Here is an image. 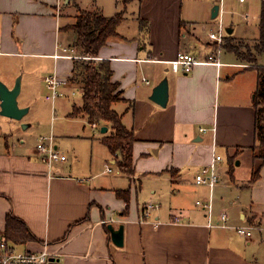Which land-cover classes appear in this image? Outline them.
Returning a JSON list of instances; mask_svg holds the SVG:
<instances>
[{"label": "crops", "instance_id": "crops-1", "mask_svg": "<svg viewBox=\"0 0 264 264\" xmlns=\"http://www.w3.org/2000/svg\"><path fill=\"white\" fill-rule=\"evenodd\" d=\"M260 1V14L253 20L254 3L231 0L242 8L243 19L230 22V34L260 37ZM217 3L219 12L213 17ZM79 8L123 14L118 34L97 58L109 61L112 81L121 90L113 108L136 137L134 173L120 170L103 141L113 131L110 125L101 136L79 134L91 144L89 164L80 162L77 150L72 161L49 165L26 138L21 145L4 138L0 234L8 214L21 218L36 238L15 243L17 248L46 247L53 257L49 264H264V162L254 148L258 71L229 48L222 46L218 53L210 37L215 29L206 33L212 20L223 16L224 22L220 0H63L59 6L56 0H0V55L43 60L49 69L44 75L71 80L76 58L54 54L63 45L73 46L78 55L70 27ZM179 52L201 62L190 72L175 71L168 61ZM17 75L3 80L13 87ZM164 77L169 82L166 106L151 98ZM34 84L28 78V88ZM64 90L70 96L73 87ZM20 105L30 104L26 98ZM55 141L63 151L56 136ZM214 149L223 157L222 178L211 189L197 183L195 175ZM210 199L215 222L227 212L228 227L209 224L208 210L197 200ZM150 202L158 208L142 217ZM109 224L124 225L122 246L113 241ZM238 225L249 226L252 234L238 233Z\"/></svg>", "mask_w": 264, "mask_h": 264}, {"label": "trees", "instance_id": "trees-1", "mask_svg": "<svg viewBox=\"0 0 264 264\" xmlns=\"http://www.w3.org/2000/svg\"><path fill=\"white\" fill-rule=\"evenodd\" d=\"M123 14L116 13L106 16L100 11L93 12L79 8L76 22L71 25L74 33L73 45L78 55L74 60L71 81L78 84L82 95L81 104H73L71 116H87L89 123L96 125H109L113 129L111 134L105 135L103 141L116 158V163L124 173H134L133 146L136 141L134 131L127 128L122 116L113 104L120 100L121 90L118 83L112 81V69L108 60L98 59L101 48L108 39L118 34L117 26L122 21ZM259 54H264V0H262L260 38L255 45ZM238 54V51L231 48ZM240 56V55H239ZM242 57V56H240ZM243 58V57H242ZM254 62V57L249 59ZM258 71V87L255 91L256 108V137L260 141L261 151L256 157L264 162V65L254 67ZM260 105L262 107L260 108ZM255 148V147H254ZM262 163L254 171L252 180L258 178ZM126 198V197H125ZM129 202L128 198H126ZM4 236L12 243H22L36 238L24 220L14 214H8Z\"/></svg>", "mask_w": 264, "mask_h": 264}, {"label": "rangeland", "instance_id": "rangeland-1", "mask_svg": "<svg viewBox=\"0 0 264 264\" xmlns=\"http://www.w3.org/2000/svg\"><path fill=\"white\" fill-rule=\"evenodd\" d=\"M226 1H224L221 12L222 15L224 9L226 11L223 22L224 29L226 30L223 46L226 47V50H228V48L231 49L232 47L236 49L238 54L243 57L242 58L238 55L240 57L239 59L253 68L258 65H264V57L258 59L260 54L255 50V45L259 43L260 37L254 39L236 38L227 31L230 22L234 21L237 23L239 20L243 19V17L240 16L243 10L242 8L237 7V5L232 4L231 0ZM248 2L255 4V12L254 8L250 10L254 16V20V18H258L257 16L260 14L261 1L248 0ZM212 22L211 27L208 28V31L206 30L207 34H209L212 27L214 29H217L218 27V20L215 19L212 20ZM216 47L218 48L217 44ZM223 49L224 48L221 47L220 51L222 52ZM253 57L255 60L254 62H251L249 59H252ZM42 62L43 60H29L25 57L16 55H0V79L3 80L7 77L12 78V76L17 73L18 75L16 76L15 81L18 77H21V91L18 98L19 104L24 102L26 98L30 104L27 105L29 111L21 119L22 122H19L21 120L13 119L0 113V130L4 133L3 138H0V143L3 144L4 138H7L11 145L15 143L21 145V139L26 138L27 143L30 144L31 148L33 145L36 148L41 135H50L52 133L56 136L58 146L66 152L69 161H72L76 157V154H79L77 151L79 150L80 162L89 164L92 155L91 144L87 143V140H84L85 138L82 137L93 136L94 134L100 136L103 135L101 132V126L93 128L91 123L88 122L87 116H85V118L83 116L68 115L69 109L74 104V101H82V95L77 88H73L74 93L72 90L70 96H60L54 102L46 99V95L50 93V89H48L45 80L43 82V76H46L44 73L49 69L47 64ZM28 78L35 81L32 89H29L27 86ZM8 82L10 83V81ZM72 84L78 87L77 83L73 82ZM261 107L262 105H260V108ZM24 124L26 126H24ZM5 134L7 135L5 136ZM79 134H81L80 136L82 137H79ZM260 149L261 144L258 140L255 145L256 153L258 151L260 152Z\"/></svg>", "mask_w": 264, "mask_h": 264}, {"label": "built area", "instance_id": "built-area-1", "mask_svg": "<svg viewBox=\"0 0 264 264\" xmlns=\"http://www.w3.org/2000/svg\"><path fill=\"white\" fill-rule=\"evenodd\" d=\"M58 6L63 0H56ZM225 0H220V4L223 6ZM241 2L245 0H239ZM223 21L220 18L218 22L217 29L210 32V37L214 40V42L218 45V53L220 52V48L224 44V39L226 35V30L224 29ZM60 52L55 53V57H70V58H80L82 56L75 54V48L73 46H58ZM169 64L171 68L175 71H184L190 72L194 65L200 63L194 55L189 52H179L177 57L169 60ZM219 64V61H218ZM48 89H50V93L46 95L47 99L54 102L58 97L66 94L64 91L65 87H73L74 89L76 85L72 84L73 82L67 78H61L56 73L48 74L44 78ZM144 81L149 84L150 81L146 77H144ZM74 93V90H73ZM93 126H97L93 124ZM202 130H207L206 127H201ZM37 150L41 153L42 159L46 161L49 165L57 162L66 161L68 156L64 151L58 149L55 141L54 134L50 135H41L39 137V143L37 144ZM222 161L223 157L221 154L217 153L214 149L212 153L211 160L202 165L199 171L195 175V181L200 184L209 185L212 189L216 186L221 178H222ZM107 169L112 172L113 167L107 165ZM198 204H201L204 208L208 210L209 224L210 225H219L228 227L227 221V212L220 213V219L215 222L213 218L212 212V202L211 199L207 202H202L201 200H197ZM158 204L148 203L145 205L144 210L142 212V217H148L151 215L153 209L158 208ZM235 229L238 233L242 235H251L252 231L249 226L238 225L235 226ZM51 261V254L47 250V248H43L41 250H22L18 249L17 245L10 242L4 235L0 234V264H49Z\"/></svg>", "mask_w": 264, "mask_h": 264}, {"label": "water", "instance_id": "water-1", "mask_svg": "<svg viewBox=\"0 0 264 264\" xmlns=\"http://www.w3.org/2000/svg\"><path fill=\"white\" fill-rule=\"evenodd\" d=\"M220 5L217 3L214 5L212 14L213 17H216L219 12ZM227 31L231 33L233 31L232 28H227ZM21 91V77H18L14 86L10 87L3 80L0 79V113L4 116H8L13 119L21 120L24 115L29 111L28 106H21L19 104L18 96ZM151 98L159 103L162 106H166L169 100V82L168 78L164 77L154 88L152 91ZM24 126H26L24 124ZM108 130L107 125H103L101 127L102 132H106ZM109 228L112 233V239L117 244L122 246L124 244V225H120L119 227H115L112 224H109ZM53 257H51L52 261ZM50 264H58L50 263Z\"/></svg>", "mask_w": 264, "mask_h": 264}]
</instances>
